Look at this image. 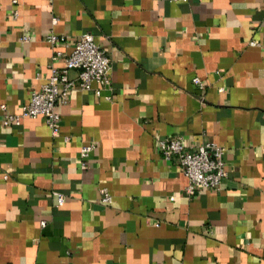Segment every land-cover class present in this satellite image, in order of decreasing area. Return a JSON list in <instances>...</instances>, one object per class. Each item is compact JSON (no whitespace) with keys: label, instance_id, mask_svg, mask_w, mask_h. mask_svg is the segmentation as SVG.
<instances>
[{"label":"crops","instance_id":"crops-1","mask_svg":"<svg viewBox=\"0 0 264 264\" xmlns=\"http://www.w3.org/2000/svg\"><path fill=\"white\" fill-rule=\"evenodd\" d=\"M51 32L111 63L110 87L55 106V136L2 122L63 65ZM177 136L225 147L219 190L185 192L158 146ZM0 264H264V0H0Z\"/></svg>","mask_w":264,"mask_h":264},{"label":"built area","instance_id":"built-area-1","mask_svg":"<svg viewBox=\"0 0 264 264\" xmlns=\"http://www.w3.org/2000/svg\"><path fill=\"white\" fill-rule=\"evenodd\" d=\"M52 21L56 23L57 18L54 17ZM23 40H28V37L24 36ZM58 40V35L52 32L45 36V41L54 49L53 59L61 57L63 65L60 68H51L46 81L39 89L31 92L29 100L21 105L17 113L4 114L2 118L4 124L18 125L23 118L42 117L51 134L55 136L59 133L60 121V114L55 110V106L68 101L70 90L73 88L84 91L94 90L98 95L101 88L110 87V59L96 43L92 33L81 34L67 55H63L55 48ZM73 70L77 71L75 77L70 76ZM192 81L199 87L203 86L198 77H194ZM93 83H97L99 88L93 89ZM93 146L92 143L81 146L79 160L82 168L86 166V159ZM158 146L162 157L174 161L186 176L185 192L188 195H193L200 188L220 189L222 180L227 174L224 146L207 141L190 148L180 136L162 138ZM100 195L102 203L107 204L111 201V196L105 187L100 188ZM58 204H62L61 195L58 196Z\"/></svg>","mask_w":264,"mask_h":264}]
</instances>
